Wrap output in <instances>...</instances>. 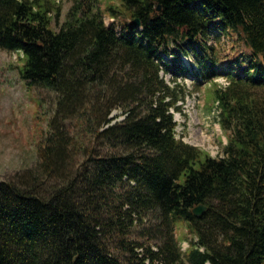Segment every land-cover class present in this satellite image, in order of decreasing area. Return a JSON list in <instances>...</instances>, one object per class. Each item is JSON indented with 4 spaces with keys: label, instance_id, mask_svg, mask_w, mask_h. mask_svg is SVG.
Masks as SVG:
<instances>
[{
    "label": "trees",
    "instance_id": "1",
    "mask_svg": "<svg viewBox=\"0 0 264 264\" xmlns=\"http://www.w3.org/2000/svg\"><path fill=\"white\" fill-rule=\"evenodd\" d=\"M59 15L0 0V48L56 91L35 165L0 179V264H264V0H72ZM215 32L248 50L220 56ZM181 56L217 85L221 156L176 137Z\"/></svg>",
    "mask_w": 264,
    "mask_h": 264
},
{
    "label": "rangeland",
    "instance_id": "2",
    "mask_svg": "<svg viewBox=\"0 0 264 264\" xmlns=\"http://www.w3.org/2000/svg\"><path fill=\"white\" fill-rule=\"evenodd\" d=\"M60 5L58 24L65 18L72 0H55ZM101 6L107 3L119 4L120 0H100ZM121 17L117 20L121 27ZM105 22L110 15L104 13ZM209 42L215 43L220 56H234L248 48L236 34L215 32ZM187 57V56H186ZM182 62L189 59L182 58ZM22 58L16 50L0 48V179L17 181L20 176H28L27 169L33 167L37 159L40 141L49 131V120L56 108V91L38 84L28 85L20 76ZM164 80L173 85V77L162 71ZM214 80L224 81L222 74ZM181 85L177 103L178 109L171 108L176 120L175 134L177 138L208 151L212 156H221L222 146L226 143V131L219 122V107L214 104L216 83L210 79L196 78L182 74L176 78ZM264 88H258L257 94H263ZM118 110L113 109L112 114ZM29 181H32L28 179ZM32 185V182H30ZM29 186V185H28ZM47 185H40L38 191L44 192ZM178 221L175 236L187 235L184 224ZM181 250L187 243L180 239ZM183 264H189L186 260Z\"/></svg>",
    "mask_w": 264,
    "mask_h": 264
},
{
    "label": "water",
    "instance_id": "3",
    "mask_svg": "<svg viewBox=\"0 0 264 264\" xmlns=\"http://www.w3.org/2000/svg\"><path fill=\"white\" fill-rule=\"evenodd\" d=\"M157 9H160V4H157ZM133 22L136 23V24H139L140 20H139L138 17H134L133 18ZM206 208H207V206L205 204L199 203V204H197L196 206H194L192 208V213L195 216H199L206 210Z\"/></svg>",
    "mask_w": 264,
    "mask_h": 264
},
{
    "label": "built area",
    "instance_id": "4",
    "mask_svg": "<svg viewBox=\"0 0 264 264\" xmlns=\"http://www.w3.org/2000/svg\"><path fill=\"white\" fill-rule=\"evenodd\" d=\"M110 19L113 20V17L110 16ZM111 20H110V21H111ZM110 21H107L106 23H108V22H110ZM116 29H117V27H116ZM187 63H188L189 69H190V71H191L192 68H191L189 62H187ZM160 72H162V70H160ZM223 78H224V81H219V83L222 84V85H226V84L228 83V81L226 80L225 77H223Z\"/></svg>",
    "mask_w": 264,
    "mask_h": 264
}]
</instances>
